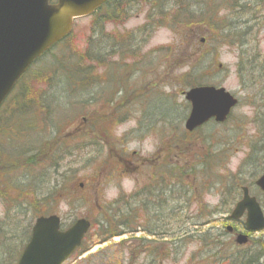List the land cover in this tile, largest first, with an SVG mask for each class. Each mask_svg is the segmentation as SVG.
<instances>
[{
	"label": "rangeland",
	"instance_id": "obj_1",
	"mask_svg": "<svg viewBox=\"0 0 264 264\" xmlns=\"http://www.w3.org/2000/svg\"><path fill=\"white\" fill-rule=\"evenodd\" d=\"M258 1L260 9L248 5L245 10H250L247 11L250 14H241V8H236L233 0H191L192 4H200L204 22L196 29L193 25L190 31L180 26V21L186 19L183 11L172 18L178 11L175 4H168L170 9L164 17L167 24L156 28L155 17L150 18L147 14L150 0L137 4L123 22L100 21L104 27L100 37L106 33L124 36L134 32L140 36L136 45L131 42V54H124L127 53L124 50L127 37L111 44L102 37L97 47L102 46V50L110 47V50L100 51V54L107 55L106 59L102 65L95 64L94 80L97 84L84 95L73 96L60 80L59 85L55 83L46 91L47 119L37 117L30 120L35 129L20 126L18 130L24 132L21 140L17 137L21 135L13 127L7 128V131L17 133L12 135L10 142L7 141L10 137L0 134V149L13 156L11 158L21 155L27 147L30 149L26 151H31L44 141H51L48 150L54 163L47 161L27 170H15L9 175L16 183L37 186L39 197H43L62 177L67 182L66 176L73 172L72 187L65 193L66 199L50 201L40 211L42 215H58L63 228L77 218H87L91 222L82 244L89 247L72 255L63 264H224L223 258L230 255L233 247H237L234 250L236 255L247 250L257 253L256 245L252 243L264 242V229L251 234L249 246L238 247L235 236L224 232L228 225H235L225 219V213L232 205L227 210L228 207L220 202L230 196L226 191L228 184H246L264 211V195L254 184L264 168V149H253L264 145V126L259 125L264 119V0ZM218 5H221L220 12L212 14ZM198 10L193 7L189 13L196 17L200 14ZM93 19L94 15L77 18L70 36L55 46L52 54L59 58L66 55V46L82 52L91 36ZM148 20H153V26ZM209 20L216 25L220 23V26L231 23L236 30L247 26L244 29L249 32L222 39L220 33L208 24ZM140 27L148 28L139 33L137 29ZM201 30L203 34L196 35ZM184 32L188 36L186 40ZM231 33L236 32L227 36L230 37ZM120 46L124 48L118 51ZM52 54L38 61L23 78L22 83L30 85L32 91L46 89L44 78L41 80L39 75L49 73V65L55 61ZM141 59L144 66L136 64ZM241 59L245 62L246 72L243 74L238 73ZM46 61H49L48 68L44 71L42 65ZM188 72L191 75L198 73L195 80L199 84L223 87L238 99L225 122L210 121L192 133L185 130L189 104L181 92L189 88L188 79L183 78ZM189 81H193V77ZM146 85H155L158 89V97H151L150 105L144 104L148 100H139L142 94L138 91ZM121 88L123 90L119 91ZM80 105L86 108L79 110ZM138 122L144 125V131H132L138 127ZM156 155L161 156L157 159L158 165L163 159L173 165L178 161L185 188L189 190L188 207L183 198H178V207L182 205V208L171 217L169 208L177 205V201L168 199L171 203L163 202L162 215L156 217L154 211L160 204L155 208L151 205L148 210L146 207L147 212L138 211L137 226L141 231L137 234L102 240V234L108 230L101 216L105 207L141 185L143 160ZM186 160L190 163L196 161L198 176L183 170ZM148 165L153 172L155 162H148ZM232 176H237V180ZM76 189L78 192L75 193ZM31 196L29 192L28 198ZM23 205L20 207L23 213L10 220L16 226L12 233L17 236L10 251L17 250L25 242L35 218L27 203ZM1 207L0 213L3 212ZM213 209L217 211L209 217L208 213ZM195 221L199 224L195 225ZM151 226H158L162 232L148 236L142 227ZM237 230L243 231L242 226ZM164 231L169 235L161 237ZM204 232L209 235L200 239L198 235ZM213 233L224 235L215 239L211 236ZM211 239L213 244L209 245ZM218 240L221 244L217 243ZM15 260L12 255H7L0 258V264H16ZM259 264H264V257Z\"/></svg>",
	"mask_w": 264,
	"mask_h": 264
},
{
	"label": "trees",
	"instance_id": "obj_2",
	"mask_svg": "<svg viewBox=\"0 0 264 264\" xmlns=\"http://www.w3.org/2000/svg\"><path fill=\"white\" fill-rule=\"evenodd\" d=\"M148 1L149 0H109L105 4V6L98 9L93 14L94 19L91 23V36L87 38L86 47L84 50H82V52H80L79 50L70 49L69 46H66L67 54L66 55L63 54L62 57L59 58L57 57L58 55L54 56V54H52V50L49 51L47 55L52 54L53 59L55 61L50 63L49 68L48 65H46L47 62L49 61H46L42 65V70L46 71V69L48 68L47 72L49 73L47 74L42 73L39 75L41 80L44 78L43 83L46 85V89L32 91L30 85H27V83H22L24 77L21 78L18 81L16 88L11 92V94L6 98V100L0 107V134L10 137V139L7 140L10 142L11 139H13L11 138L13 137L12 135H17V133L16 132L12 133L9 130L7 131V128L13 127L15 128L14 130L21 135V136H17L21 140L24 132L18 130L20 126H27L31 129H35V126L29 123L30 120L37 119V117H41L42 119H47L49 104L45 100L46 91L48 89H51L55 83L59 85L60 80H61L60 83L64 82L66 84L65 87L70 91L69 94H73V96L76 95L78 96V93H80V95H84V93L86 91H89V89L93 85L97 84L96 80H94V78L96 77L95 64L102 65L103 60L106 59L107 55L100 54V51L109 52L110 50V47L109 50H105L106 47L103 50H102V46L97 47V45L101 43L102 37L108 39L107 42L109 44H111L112 41L114 40L116 42V40L122 39L124 37H127L128 42L133 41V40L131 41V38L134 39L135 37L137 38L140 37L135 32L124 36H117V35L114 36V33L113 34L106 33L102 37H100L101 36L100 32H103L104 30L103 23L100 21L104 20L113 23L123 22L132 12L134 7L137 6V4H140L141 2L145 3ZM183 1H189V2H183ZM233 1L236 4L235 6L236 8H241L239 10L241 14L242 13L250 14L249 12H247L250 10H245L246 6L248 5L258 6L260 9V4L258 0H233ZM168 4L170 5L175 4L178 8V11L176 13L177 15L176 16L172 15V18L174 17V19L178 15H181V11H183L186 19L184 20L182 19L181 21L180 20L178 21L181 22L180 26L185 27L187 31H190V29L194 28V26L196 29V27L202 25V23L204 22L201 19L204 16V12L200 11L202 8H200V4H198V2L192 4L191 0H150L149 2L150 9H148L147 14L150 18L155 17L154 23L156 28L163 27L165 26V24H167V21L164 19V17L168 15L170 9ZM193 7L195 8L197 7V9H199L198 11H200L199 12L200 14L196 17H194V14L189 13L190 9ZM216 7L217 8L215 10H212L213 12L211 11L212 14L217 13V11L220 12L221 5H218ZM152 21L153 20L149 21L152 24L150 26H153ZM208 24L212 27V29L216 33L218 34L220 33L222 39H231V37L234 36L236 37L237 33L240 32H242L241 34L243 36L249 32V29H244L247 26L240 28V30H236L231 27V23H227V22L223 23V25L220 26V23L216 25V23L209 20ZM147 28L148 27H144V28L140 27L137 29V31L141 33ZM232 31L236 33H231L232 35L228 37L227 34H229ZM202 32L203 30L197 32L196 35H199ZM98 33L100 34L98 35L97 38L96 36ZM181 33L183 35V32H180V35ZM67 38L63 39L60 42V44L64 43L67 40ZM184 38L185 40L188 38L186 33L184 34ZM126 44H125V48L121 46L117 47L118 51L120 48H124L125 52H127L128 46ZM114 51H116L115 48ZM239 63L240 64L238 65V73L243 74V72H246L244 65L245 62L243 61V59H241ZM30 70L28 72H30ZM197 74L198 73L191 75L190 72L184 74L183 78L188 79L189 87L201 85L197 82V80H195L197 78ZM192 77H193V81H189V79ZM50 81H52V83H50ZM55 102L58 103L59 101H55ZM85 108H86L85 106L81 107V105L78 107L79 110H83ZM259 125H262L261 127L264 126V119L259 123ZM5 131H7V133H4ZM87 132L84 134L87 135L88 134ZM50 143L51 141L46 140L42 144L35 146L36 148L31 151H26L27 148L30 149L29 147H27L24 151H21L22 152L21 155H17V157L14 158H11L13 156L7 155L5 152H3L0 149V205L3 206L4 208L3 209L0 206L3 210V212L0 213L2 214V218H0L1 219L0 220V258H4V256L6 257L7 255L8 256L12 255L14 259L15 258L17 259L25 242L28 240L30 228L26 234L27 238L25 242L24 243L22 242L17 250L10 251L12 242L17 238V236H14L12 233L13 230H16V226L12 225L10 220H14L13 218L15 216H18L23 213V210L20 207L21 206L24 207L25 206L23 205L24 203H27L29 211H32L34 213L33 217H36L41 215L40 211H43L41 210V208L46 207L48 202L50 201L57 202L66 199L65 193L69 191L70 188L72 187L71 173L73 172H69L68 175L66 176L68 179L67 182H65L66 179L62 177L61 181L59 183L53 184L52 189L47 191L43 197H39L36 194L37 186L29 187V185L16 183L15 179H12V177L9 178V175L15 170H27L29 167L31 168V166L33 167L36 165H42V163H45L47 161H50V163L51 162L54 163L53 159L51 158L52 157L50 154L51 151L48 150ZM90 144L92 143L90 142ZM260 147L264 149V145L258 147L254 146L253 149L254 151H257L259 150ZM185 162L186 165H184L185 167H183L184 168L183 170L187 171L188 174L191 173L193 174L194 172V174L198 176L197 175L198 170L196 171L195 169L197 164L195 163L196 161H194V163H190L189 160H186ZM56 164H57V160H56ZM179 175H180L179 188H181L184 185V182L181 180L182 169L180 165H179ZM232 177L233 180H237V176H232ZM202 180H203V176H202ZM240 184L241 183H235L232 184L231 186H229V184L226 186V191L227 193H229L230 196L229 198L223 199L222 200L223 202L220 203H222L223 206L228 207L227 210H229L230 205H232L235 202V200L238 198L240 194V188H239ZM29 192L32 195L31 198H28ZM76 192H78V189H76L75 193ZM188 200H189V196L188 198H186L187 205L189 204ZM138 206H139L138 203L132 201L128 203V199H126L125 196H119L118 198L109 202V204H107L103 213L101 214V216L104 218L103 222L107 226V228L105 229H108L106 232H104V234H102L103 235L102 240L111 239L112 237L122 236L124 234H128L130 236L134 235L135 228L137 227V223L139 220ZM218 207H220V205H218ZM215 211L217 210L213 209L212 212L209 211L210 213V214L208 213L209 217ZM169 215L171 216L170 211H169ZM194 224L198 225L199 223L195 221ZM206 234L207 233L204 232L198 236L201 239V237L203 238L209 235ZM162 235L163 236L161 237H165L168 236L169 234L167 233V231H164ZM220 235H224V234H214V233L211 234V236L215 237V239L217 237H220ZM181 241L182 240H180V242ZM217 243L221 244L219 240ZM210 244H213V239H211V243H209V245ZM252 244L256 245L257 253L252 254L251 250H247L243 252L240 251L241 253L239 252L238 253L239 255H236L234 253V250L237 247H233L231 249L232 252L230 253V255L225 256L222 261L224 262V264H259L260 260L264 257V242L261 243L258 241L256 242L253 241ZM222 245H224V243H222ZM88 247L82 246V248L79 249V253L86 251ZM236 256L238 257L236 258Z\"/></svg>",
	"mask_w": 264,
	"mask_h": 264
},
{
	"label": "water",
	"instance_id": "obj_3",
	"mask_svg": "<svg viewBox=\"0 0 264 264\" xmlns=\"http://www.w3.org/2000/svg\"><path fill=\"white\" fill-rule=\"evenodd\" d=\"M0 0V105L18 78L51 46L70 34L73 20L92 14L107 0ZM190 111L184 127L192 131L209 119L224 122L237 99L223 87L196 86L184 92ZM264 193V172L255 181ZM243 196L235 204L230 219L238 220L246 213L244 227L248 231L264 228V215L255 197L242 188ZM55 214L40 216L31 228L17 264H61L78 247L90 228V221L78 218L67 229H59ZM227 230H231L228 226ZM248 241L238 234L239 245Z\"/></svg>",
	"mask_w": 264,
	"mask_h": 264
},
{
	"label": "flooded vegetation",
	"instance_id": "obj_4",
	"mask_svg": "<svg viewBox=\"0 0 264 264\" xmlns=\"http://www.w3.org/2000/svg\"><path fill=\"white\" fill-rule=\"evenodd\" d=\"M109 1V0H108ZM106 1L105 3L101 4L98 8H102L103 6H105V4L108 2ZM137 37H135L134 39L131 38L132 44L136 45V41H137ZM130 42V41H129ZM128 51L127 53L124 54H131L130 53V49H131V42L128 46ZM138 50V49H137ZM136 53V52H135ZM134 54V53H133ZM138 58V57H137ZM136 64H141L142 66H144V60L141 59L140 62H136ZM123 89L121 88L122 91ZM139 93L142 94V96H140L141 98L139 100H144L147 103H143L144 104H148L150 105L152 100L151 97H158V89L157 87H155V85H146L142 90L138 91ZM155 106L157 107V101L155 100ZM145 105V106H146ZM153 105V104H152ZM149 108V107H147ZM143 120V118H142ZM145 124V123H144ZM144 125L141 124V122H138V127L135 130L132 131H144ZM159 155H156L155 157L153 156V158L151 159H147V157H145V159L143 160V163L145 164L143 166V170H141L140 172V177L142 180V183L140 186H137L135 188V190H133L132 192L128 193V195H126V197L128 198V203L130 201L138 203L139 206V210L143 213V211H145L146 207L147 210L149 209V207L152 205V208H155L156 204H160L159 208L156 207V210L154 212L156 217H160L162 215V211H161V205L163 202L168 203L170 202L168 199H170L171 201L174 200H178V198H183L184 200L186 198H188L189 196V190L187 188H185L186 186L183 185L181 188H179V182H180V175H179V166H178V161L177 164H172L170 162H166L165 159H163V161H160V164H157V159H159ZM155 162V167L154 170L152 172V170H150V167L148 165V162ZM150 171V174H149ZM181 180L183 181V178L181 177ZM179 189H180V193H179ZM130 199V201H129ZM171 203V202H170ZM149 205V206H148ZM173 205V204H172ZM178 208H182V205L180 207H178V201H177V205H173L170 206V213L171 216L174 215V213H176V211L178 212ZM147 210L145 212H147ZM153 213V212H152ZM240 224H235L233 225V229L231 231H229L231 234L230 235H236L237 232H239L237 230V227H239ZM143 228V231L149 233L150 236H154V235H158L157 232H162L161 230H158L159 227L157 226V228H153L152 226L149 228ZM141 230V227H140ZM76 254H74L73 256H75Z\"/></svg>",
	"mask_w": 264,
	"mask_h": 264
}]
</instances>
